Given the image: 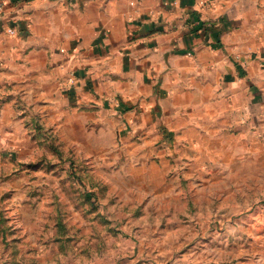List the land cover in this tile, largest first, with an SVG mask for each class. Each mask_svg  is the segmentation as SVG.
Returning a JSON list of instances; mask_svg holds the SVG:
<instances>
[{"label": "rangeland", "instance_id": "374dc122", "mask_svg": "<svg viewBox=\"0 0 264 264\" xmlns=\"http://www.w3.org/2000/svg\"><path fill=\"white\" fill-rule=\"evenodd\" d=\"M52 117L0 131V264H264V121L140 161L107 107Z\"/></svg>", "mask_w": 264, "mask_h": 264}, {"label": "crops", "instance_id": "0c3cea01", "mask_svg": "<svg viewBox=\"0 0 264 264\" xmlns=\"http://www.w3.org/2000/svg\"><path fill=\"white\" fill-rule=\"evenodd\" d=\"M0 2V131L107 107L141 161L264 121V0Z\"/></svg>", "mask_w": 264, "mask_h": 264}, {"label": "built area", "instance_id": "2783aa9c", "mask_svg": "<svg viewBox=\"0 0 264 264\" xmlns=\"http://www.w3.org/2000/svg\"><path fill=\"white\" fill-rule=\"evenodd\" d=\"M204 1H202V3H203ZM3 9V5H2V3L0 2V11ZM8 32H10V33H15V29L14 28H12V27H9L8 28Z\"/></svg>", "mask_w": 264, "mask_h": 264}]
</instances>
